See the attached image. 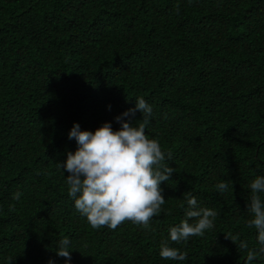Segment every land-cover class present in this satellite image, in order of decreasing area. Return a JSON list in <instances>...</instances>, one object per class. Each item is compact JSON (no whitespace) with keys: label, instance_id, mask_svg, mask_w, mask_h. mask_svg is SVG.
Instances as JSON below:
<instances>
[{"label":"trees","instance_id":"16d2710c","mask_svg":"<svg viewBox=\"0 0 264 264\" xmlns=\"http://www.w3.org/2000/svg\"><path fill=\"white\" fill-rule=\"evenodd\" d=\"M138 97L153 109L145 134L175 169L160 184L166 202L147 228L93 229L58 166L78 148L68 133L120 130L115 118ZM124 119L136 127L142 114ZM257 176L264 0H0V264H245L259 248L247 227ZM188 192L217 216L176 244L169 229L185 219ZM64 237L70 261L56 255ZM165 239L188 259H162Z\"/></svg>","mask_w":264,"mask_h":264},{"label":"clouds","instance_id":"9594fccd","mask_svg":"<svg viewBox=\"0 0 264 264\" xmlns=\"http://www.w3.org/2000/svg\"><path fill=\"white\" fill-rule=\"evenodd\" d=\"M135 101L134 108L115 118L121 124L120 130L114 131L111 123L105 122L94 132L81 131L76 123L68 133V138L75 139L78 148L74 154L68 153L65 164L58 166L69 173L66 177L68 195L93 229L108 227L115 230L126 221L147 228L166 202L160 184L169 181L175 169L165 163L166 155L160 143L145 134L152 107L143 97L135 98ZM137 111L142 114V123L134 127L124 118L135 117ZM167 159L171 160V153L167 154ZM249 187L252 194L247 210L253 218L247 227L257 230L259 248L247 250V242L237 244V238L226 235L239 249L247 250L245 264H252L264 255V202L259 195L264 193V176H257ZM216 188L222 194L229 190V184L221 182ZM20 195L15 193L14 199H19ZM184 198L188 205L185 219L169 229V239L176 244L187 242L194 236L202 237L206 230L214 227L217 216L213 209L199 207L191 192ZM190 220L195 222L190 223ZM169 239L161 242L160 257L186 261L188 254L170 247ZM69 244L68 237L59 240L56 255L70 261Z\"/></svg>","mask_w":264,"mask_h":264}]
</instances>
